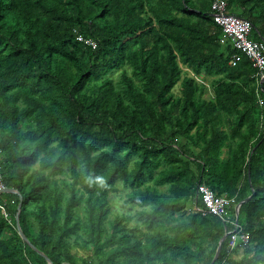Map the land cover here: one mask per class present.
<instances>
[{
	"label": "trees",
	"instance_id": "obj_1",
	"mask_svg": "<svg viewBox=\"0 0 264 264\" xmlns=\"http://www.w3.org/2000/svg\"><path fill=\"white\" fill-rule=\"evenodd\" d=\"M211 1L0 0V264H209L198 185L248 234L213 264H264V84ZM221 1L264 46V0Z\"/></svg>",
	"mask_w": 264,
	"mask_h": 264
},
{
	"label": "built area",
	"instance_id": "obj_2",
	"mask_svg": "<svg viewBox=\"0 0 264 264\" xmlns=\"http://www.w3.org/2000/svg\"><path fill=\"white\" fill-rule=\"evenodd\" d=\"M212 11V20L217 25L221 33L232 44L233 48L242 53L254 70L253 79L256 84L255 97L258 108L263 105L260 99L259 86L264 84V46L261 43H252L247 40L250 26L247 22L224 14L225 4L221 0H212L210 3ZM230 66H233L237 61V57L230 60ZM4 190L0 178V193ZM198 197L203 210L202 214H207L216 219L226 222L232 227L225 235L227 236V247L232 250L236 242L246 245L248 241V234L243 233L237 224L236 220L227 222V215L230 211L237 215L238 207L235 205L233 198H228L224 194L215 195L204 185H198L195 189V198Z\"/></svg>",
	"mask_w": 264,
	"mask_h": 264
},
{
	"label": "rangeland",
	"instance_id": "obj_3",
	"mask_svg": "<svg viewBox=\"0 0 264 264\" xmlns=\"http://www.w3.org/2000/svg\"><path fill=\"white\" fill-rule=\"evenodd\" d=\"M117 75H118V73L113 74L112 75V79L116 80ZM174 92L176 94H178L176 89L174 90ZM123 190L124 189H122V187H119V191L117 193H113V194H111L109 196V201H110V204L112 206V208H111V213L112 214H122L123 213V214L130 215L129 213H126L127 212L126 210H127L128 206H126V205H124L122 203L123 194L126 192V191H123ZM131 225H132V223H131Z\"/></svg>",
	"mask_w": 264,
	"mask_h": 264
},
{
	"label": "water",
	"instance_id": "obj_4",
	"mask_svg": "<svg viewBox=\"0 0 264 264\" xmlns=\"http://www.w3.org/2000/svg\"><path fill=\"white\" fill-rule=\"evenodd\" d=\"M1 193H14L13 191L11 190H3ZM249 198H247L245 201H247ZM20 201H21V198H19V203L17 205V210L20 208ZM238 207V205H237ZM16 231H17V235L19 236V238L21 239L22 242H24L25 244H27L32 251H34L36 254H38L39 256L43 257L39 252H37L30 244H28V242L25 240L24 236L21 234V232L19 231V228L17 226V223H16ZM225 236H223L221 238V240L219 241L218 243V246L216 248V251L214 253V256L212 258V260L210 261L209 264H213L215 262V260L217 259L218 255H219V252H220V246L224 240ZM46 264H49V262L46 260Z\"/></svg>",
	"mask_w": 264,
	"mask_h": 264
},
{
	"label": "clouds",
	"instance_id": "obj_5",
	"mask_svg": "<svg viewBox=\"0 0 264 264\" xmlns=\"http://www.w3.org/2000/svg\"><path fill=\"white\" fill-rule=\"evenodd\" d=\"M89 183H97V184H103V178L102 177H95L94 179L92 177L88 178Z\"/></svg>",
	"mask_w": 264,
	"mask_h": 264
},
{
	"label": "crops",
	"instance_id": "obj_6",
	"mask_svg": "<svg viewBox=\"0 0 264 264\" xmlns=\"http://www.w3.org/2000/svg\"><path fill=\"white\" fill-rule=\"evenodd\" d=\"M206 187V186H205ZM225 236V235H224Z\"/></svg>",
	"mask_w": 264,
	"mask_h": 264
}]
</instances>
